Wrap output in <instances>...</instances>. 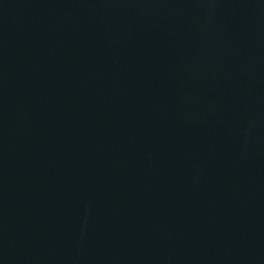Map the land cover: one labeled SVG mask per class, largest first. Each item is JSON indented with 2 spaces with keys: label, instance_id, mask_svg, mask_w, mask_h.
I'll list each match as a JSON object with an SVG mask.
<instances>
[{
  "label": "water",
  "instance_id": "95a60500",
  "mask_svg": "<svg viewBox=\"0 0 264 264\" xmlns=\"http://www.w3.org/2000/svg\"><path fill=\"white\" fill-rule=\"evenodd\" d=\"M0 264H264V0H0Z\"/></svg>",
  "mask_w": 264,
  "mask_h": 264
}]
</instances>
